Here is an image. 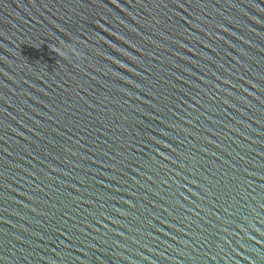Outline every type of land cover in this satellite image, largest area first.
<instances>
[{"label":"water","instance_id":"obj_1","mask_svg":"<svg viewBox=\"0 0 264 264\" xmlns=\"http://www.w3.org/2000/svg\"><path fill=\"white\" fill-rule=\"evenodd\" d=\"M0 264H264V0H0Z\"/></svg>","mask_w":264,"mask_h":264}]
</instances>
